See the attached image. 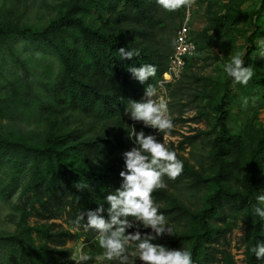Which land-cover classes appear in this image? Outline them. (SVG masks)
Returning <instances> with one entry per match:
<instances>
[{
  "label": "trees",
  "instance_id": "obj_1",
  "mask_svg": "<svg viewBox=\"0 0 264 264\" xmlns=\"http://www.w3.org/2000/svg\"><path fill=\"white\" fill-rule=\"evenodd\" d=\"M247 1L252 3L244 8ZM198 2L206 3V25L192 30L198 55L213 48L223 53L228 39L243 37L248 43L244 66H251L254 75L246 86L226 76L221 102L214 105L218 132L212 139L211 172L191 164L173 142L168 144L184 168L175 180L165 176L167 187L153 193L173 231L153 243L190 250L193 264H221L229 255L220 246L230 229L212 224L211 219L226 222V209L243 210L246 264H264L252 251L264 241V217L254 211V206L264 208L257 201V196L264 194V130L253 136L248 120L236 128L231 123L236 106L247 117L253 113L254 118L264 107V46L256 42L259 35L264 36V18L256 8L264 6V0ZM92 9L109 16L100 23H90ZM185 11L168 12L157 0H65L44 26L0 21V50H9L18 64L10 75L3 72L7 61L0 65V119L16 120L36 113L46 124L42 140L33 134H15L0 125V173L7 170L4 174L13 177L2 189V196H10L20 187L21 197L31 194V211L24 210L17 230L0 233V245L12 256L10 264H75L73 249L67 247L68 240L74 238L71 229H58L55 223L31 226L27 217L34 211L45 220L66 215L69 224L79 229H85L87 212L101 205L105 209L102 215L109 218L106 196L123 183L120 172L126 169L122 154L138 147L129 133L135 127L137 132L154 135L153 128L127 119L126 108L130 101L143 100L149 84L157 89ZM19 40L39 48L45 60L48 54L53 55L56 68H50L48 76L36 74L29 66L32 54L16 55L14 45ZM121 47L138 55L122 59L118 53ZM257 51L263 53L259 61L253 57ZM214 57L220 59L218 53ZM146 64L155 65L157 72L142 84L128 69ZM196 137L188 136L181 144L192 143ZM21 172L27 178L19 185L16 174ZM235 174H241L242 188L232 186ZM180 186L202 193V207L194 210L180 199L172 190ZM82 212L84 221L77 224ZM139 230L142 234L152 231L143 225ZM86 231L88 241L96 240L90 245L91 259L83 262L91 264L93 256H103L104 249L99 246L98 233ZM136 264H141L138 259Z\"/></svg>",
  "mask_w": 264,
  "mask_h": 264
},
{
  "label": "rangeland",
  "instance_id": "obj_2",
  "mask_svg": "<svg viewBox=\"0 0 264 264\" xmlns=\"http://www.w3.org/2000/svg\"><path fill=\"white\" fill-rule=\"evenodd\" d=\"M65 0H0V21L7 19L20 21L23 24H31L36 26H44L48 20L52 19L59 12ZM252 1L244 3L243 7H249ZM192 20L191 29L199 30L206 25L205 10L206 3H197L192 5ZM260 14L264 18V6L258 4ZM91 17H88L90 23H100L107 19L108 13L103 17L101 13L95 9L91 11ZM242 26V24L240 25ZM245 27V26H244ZM254 29V27L252 28ZM250 34V33H249ZM248 34V35H249ZM175 39L173 40V42ZM264 41V36L259 35L256 38L257 44L264 46L261 42ZM227 49L225 52H219L218 48H213L211 51L199 54L193 58L179 79L172 82L171 86L167 87L166 93L162 97V90L156 89L157 98H162L167 102L169 114L173 120V129L168 132L160 133L153 128L154 135L162 142L166 137L167 145L174 143L177 152L183 155L189 162L197 168L202 169L206 173L212 171V139L218 132L216 125L217 112L214 110V105L221 102L224 82L227 73L224 71V66L230 62V57L236 52L243 55L246 52L248 43L245 38L237 37L233 41L227 40ZM16 55L26 57L32 54L34 58L29 62L31 69L36 71V74L42 73L48 76L50 68H56V59L53 55L48 54L47 60L43 58V52L24 40H19L15 43ZM0 65L7 61V67L4 69L6 75H10L18 69V64L14 62L13 55L9 54V50H0ZM214 53H218L220 59L214 57ZM263 56L260 51L254 52L255 61H259ZM2 81V79H1ZM1 87V82H0ZM162 88V87H161ZM1 91V90H0ZM232 125L236 128L242 126L245 121H249L252 135H256L258 131L264 130V107L258 111L257 118H254L253 113L247 116L243 112H239V107L236 106L233 110ZM125 117L130 118V114L125 113ZM136 123H141L137 122ZM0 125L5 130H11L15 134H33L36 140H42L46 132V124L44 120L37 115H24L22 118L12 120L7 117L0 119ZM196 135L194 142L181 144L182 141H187L186 137ZM247 155H245L246 157ZM2 170L0 173V233L15 232L18 228V223L21 221V216L24 210L31 211L30 202L31 194L20 196L21 187L16 193L10 196H2V189L5 184L12 179V175H5ZM19 178V185L25 181L26 174L21 172L16 174ZM231 184L234 188L243 187V179L240 175H234ZM172 190L182 199L187 205L194 210L202 207V193L195 190H188L180 186L172 188ZM264 191V190H263ZM38 206V204H36ZM226 222H217L215 217L211 219L212 224L229 226L230 229L226 235V239L221 243L220 248L227 249L229 255H226L221 261V264H246V245L244 235L246 233V217L243 210L226 209ZM27 223L31 226H40L42 224L55 223L58 229H68L74 233V238L68 240L67 247L73 249L72 258L74 261L78 259L79 254L90 255L92 249L91 244L96 240L88 241L87 231L72 227L67 221V216L63 215L59 219L45 220L36 215L35 211L27 217ZM36 236V234H34ZM41 240L38 239V242ZM11 254L6 253L3 245H0V264H10ZM139 261V259H138ZM139 263L142 264L141 261ZM75 264H77L75 262ZM83 264V262H82ZM91 264H111L103 256H93Z\"/></svg>",
  "mask_w": 264,
  "mask_h": 264
},
{
  "label": "clouds",
  "instance_id": "obj_3",
  "mask_svg": "<svg viewBox=\"0 0 264 264\" xmlns=\"http://www.w3.org/2000/svg\"><path fill=\"white\" fill-rule=\"evenodd\" d=\"M157 3L164 10L174 12L181 8H191L194 0H157ZM261 43L264 44V41ZM118 53L122 59H132L138 55L123 47L119 48ZM244 65L243 54L236 52L224 66V71L235 83L246 86L253 77L254 70L251 66ZM128 71L143 84L156 75L157 68L146 64L141 67L133 66ZM126 113L130 114L133 121L142 122L145 127L157 129L160 133L171 131L174 127L167 102L157 98L152 84L146 87L142 101L133 100L128 103ZM129 136L138 147H132L122 154L126 169L120 172L123 183L115 192L106 196L110 205L107 209L109 218L102 215L105 211L102 205L96 210H89L85 230L92 229L98 233L99 246L104 249L103 257L109 261L136 264L139 259L142 264H193L190 250L184 247L181 250L170 249L153 243L166 233L173 234L165 215L159 211L160 205L155 202L153 193L167 187L165 176L175 180L182 174L183 161L174 150H170L166 137L165 142H161L156 135H146L143 130L137 132L135 127ZM257 201L258 205H264V194L258 195ZM254 211L256 215L264 217V208L254 206ZM84 216L82 212L76 223L84 221ZM140 225L145 229L150 228L151 233L142 234ZM132 228L137 230L128 232ZM252 251L258 260H264V241H259ZM89 259L90 256L81 252L75 261L82 264Z\"/></svg>",
  "mask_w": 264,
  "mask_h": 264
},
{
  "label": "built area",
  "instance_id": "obj_4",
  "mask_svg": "<svg viewBox=\"0 0 264 264\" xmlns=\"http://www.w3.org/2000/svg\"><path fill=\"white\" fill-rule=\"evenodd\" d=\"M195 2L196 0H194V4ZM192 17V8H186L183 23L176 31L174 49L169 57L168 68L158 82V86L162 87H159L162 90V97L166 93L168 84L179 79L187 67L188 61L190 62L198 55L197 44L192 36Z\"/></svg>",
  "mask_w": 264,
  "mask_h": 264
}]
</instances>
